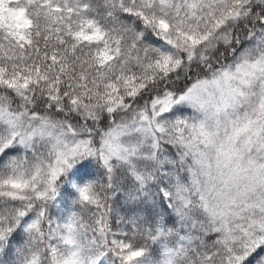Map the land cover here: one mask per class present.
Here are the masks:
<instances>
[{"label": "snow or ice", "instance_id": "6c2138e0", "mask_svg": "<svg viewBox=\"0 0 264 264\" xmlns=\"http://www.w3.org/2000/svg\"><path fill=\"white\" fill-rule=\"evenodd\" d=\"M0 264H264V0H0Z\"/></svg>", "mask_w": 264, "mask_h": 264}]
</instances>
